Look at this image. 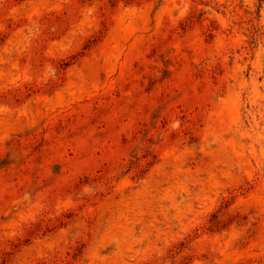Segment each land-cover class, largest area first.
<instances>
[{
	"label": "rangeland",
	"instance_id": "374dc122",
	"mask_svg": "<svg viewBox=\"0 0 264 264\" xmlns=\"http://www.w3.org/2000/svg\"><path fill=\"white\" fill-rule=\"evenodd\" d=\"M0 264H264V0H0Z\"/></svg>",
	"mask_w": 264,
	"mask_h": 264
}]
</instances>
